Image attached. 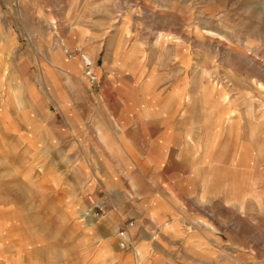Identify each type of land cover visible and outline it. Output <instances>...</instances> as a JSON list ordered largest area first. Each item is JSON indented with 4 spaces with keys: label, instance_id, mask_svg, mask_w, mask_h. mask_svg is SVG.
<instances>
[{
    "label": "crops",
    "instance_id": "1",
    "mask_svg": "<svg viewBox=\"0 0 264 264\" xmlns=\"http://www.w3.org/2000/svg\"><path fill=\"white\" fill-rule=\"evenodd\" d=\"M50 1L0 0V264H193V254L209 264L207 222L221 232L224 206L218 167L232 156L210 140L207 110L189 102L188 72L176 57L164 72L141 56L138 38L103 50L96 31L88 46L75 33L65 58L54 33L64 5ZM17 21L34 50L35 69L22 74L13 66L22 62ZM40 40L52 41L43 68ZM79 51L101 57L98 86L84 77ZM57 74L63 86L25 82ZM50 204L36 220L58 228L39 232L34 212Z\"/></svg>",
    "mask_w": 264,
    "mask_h": 264
},
{
    "label": "rangeland",
    "instance_id": "2",
    "mask_svg": "<svg viewBox=\"0 0 264 264\" xmlns=\"http://www.w3.org/2000/svg\"><path fill=\"white\" fill-rule=\"evenodd\" d=\"M51 1L64 5L54 33L59 35L60 40L55 42L63 44L61 50L67 59L71 54L68 44L78 38L75 33L79 34L82 46H88L94 31L99 43L107 45L103 50L119 46L125 38H138L143 44L141 56L159 60L164 72V65L176 57L177 71H186L191 77L188 81L193 92L186 94L189 102L207 110L210 140L216 142L217 150L223 148L232 156L224 167H218L219 171L223 169L217 174L223 181L224 206L216 208V220L222 227L215 234L218 229L213 227L212 217L207 222L208 262L264 264V0ZM25 6H30V0H25ZM24 21L16 24L21 33L18 56L22 62H13L20 74L35 69L34 50ZM54 23L52 27L56 26ZM38 43L36 49L43 53H35L36 66L43 68L47 66L44 53L52 47V41ZM9 49L13 47L7 40L6 56ZM113 56L112 53V60ZM100 58L94 62L99 77ZM60 76L25 82L33 81L36 87L63 86ZM200 82L203 85L197 89ZM4 86L7 85L1 80L0 97ZM165 95L161 94V102ZM49 206H39L40 211L34 212L33 228L39 232L45 226L54 231L58 228L55 220H36L44 216L41 208L55 209ZM204 256L193 254V264Z\"/></svg>",
    "mask_w": 264,
    "mask_h": 264
},
{
    "label": "built area",
    "instance_id": "3",
    "mask_svg": "<svg viewBox=\"0 0 264 264\" xmlns=\"http://www.w3.org/2000/svg\"><path fill=\"white\" fill-rule=\"evenodd\" d=\"M67 57L69 59L72 58V54H68ZM78 58H79L80 65L82 67L83 75L86 78L87 82L91 86H95V87L98 86L99 80H98V76L95 73V65L92 59L89 57L88 54L82 51L78 52ZM90 202L93 203L92 200H90ZM118 234L122 236L123 232L119 231ZM119 246L124 247L125 246L124 242L121 241L119 243Z\"/></svg>",
    "mask_w": 264,
    "mask_h": 264
}]
</instances>
